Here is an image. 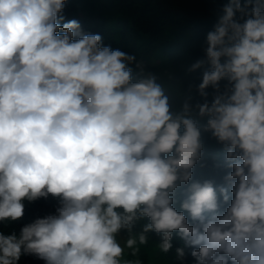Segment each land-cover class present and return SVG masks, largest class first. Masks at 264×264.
Returning <instances> with one entry per match:
<instances>
[{"label":"clouds","instance_id":"1","mask_svg":"<svg viewBox=\"0 0 264 264\" xmlns=\"http://www.w3.org/2000/svg\"><path fill=\"white\" fill-rule=\"evenodd\" d=\"M65 6L0 0V222L59 202L0 232V264H142L123 257L149 233L195 264H264V0H228L175 93Z\"/></svg>","mask_w":264,"mask_h":264},{"label":"trees","instance_id":"2","mask_svg":"<svg viewBox=\"0 0 264 264\" xmlns=\"http://www.w3.org/2000/svg\"><path fill=\"white\" fill-rule=\"evenodd\" d=\"M226 3L228 0H66L63 15L64 22L72 19L79 21L85 33L102 35L105 45L134 54L137 60L144 61L146 69L161 75V82L166 87L169 84L166 73L173 72L177 80L171 82V91L175 93L183 86L187 88L189 84L198 85L201 82L202 70L188 73L186 69L203 56L206 34L213 30ZM208 91L211 92V89ZM169 95L175 103V96ZM194 95L200 99L195 91ZM207 145L209 151L219 148L211 139L207 140ZM203 174L205 178L215 177L219 182V176L211 168L204 169ZM58 203L51 196L32 203L25 201L23 218L0 222V232L9 235L15 231L19 235L23 226L54 213ZM139 229L140 225H137L134 230ZM159 241V236L149 233L148 243L139 246L138 255L132 256L131 250L126 249L123 259H139L142 264H181L176 258V249L183 248V264H195L191 256L193 249L185 246L175 234L173 247L168 253L159 250ZM19 264L45 262L25 255Z\"/></svg>","mask_w":264,"mask_h":264}]
</instances>
